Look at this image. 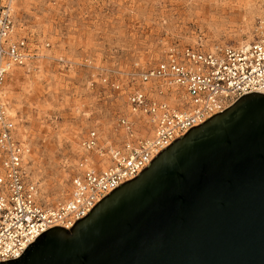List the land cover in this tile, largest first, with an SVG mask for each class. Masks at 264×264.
Masks as SVG:
<instances>
[{
	"label": "rangeland",
	"instance_id": "1",
	"mask_svg": "<svg viewBox=\"0 0 264 264\" xmlns=\"http://www.w3.org/2000/svg\"><path fill=\"white\" fill-rule=\"evenodd\" d=\"M15 10L39 56L6 91L47 206L69 197L91 129L106 125L114 146L123 143L119 119L139 68L170 48L243 44L264 31V0H18Z\"/></svg>",
	"mask_w": 264,
	"mask_h": 264
},
{
	"label": "water",
	"instance_id": "2",
	"mask_svg": "<svg viewBox=\"0 0 264 264\" xmlns=\"http://www.w3.org/2000/svg\"><path fill=\"white\" fill-rule=\"evenodd\" d=\"M0 264H264V94L191 127L70 229Z\"/></svg>",
	"mask_w": 264,
	"mask_h": 264
},
{
	"label": "built area",
	"instance_id": "3",
	"mask_svg": "<svg viewBox=\"0 0 264 264\" xmlns=\"http://www.w3.org/2000/svg\"><path fill=\"white\" fill-rule=\"evenodd\" d=\"M17 1L0 0V262L20 257L50 228L70 229L191 127L222 113L245 94H264V31L243 44L170 49L154 66L139 68V84H128L127 104L132 113L147 117L152 135L135 136L133 121L120 118L119 125L127 129L129 137L107 150L110 162L102 167V159L97 157L103 155L97 152L98 131L91 129L81 141L83 153L69 197L47 206L28 168L30 148L18 135L6 91L14 73L19 68L29 71L32 58L38 56L34 41L19 31Z\"/></svg>",
	"mask_w": 264,
	"mask_h": 264
},
{
	"label": "bare ground",
	"instance_id": "4",
	"mask_svg": "<svg viewBox=\"0 0 264 264\" xmlns=\"http://www.w3.org/2000/svg\"><path fill=\"white\" fill-rule=\"evenodd\" d=\"M173 47V46H172ZM170 48V47H169ZM170 49H172V48H170ZM168 50V49H167ZM167 52V51H166ZM39 56V55H38ZM30 65H32L31 63L29 64V66ZM24 68H19L18 69V71L16 72V73H18V72H22V70H23ZM36 71V70H35ZM138 72H139V70H138ZM15 74V73H14ZM14 76V75H13ZM139 82H140V80L138 81V83L137 84H139ZM150 85V83H148V84H146V87L148 88V86ZM152 94L153 95H156V96H159L158 94H157V92H152ZM118 100V99H117ZM171 103L173 102V97H171L170 99H168ZM119 101V100H118ZM121 102V101H120ZM120 102H118V103H120ZM123 102V101H122ZM120 104H122V103H120ZM11 105V104H10ZM126 112L125 113H127L126 115V117L130 120V121H133V123H134V135L135 136H138V137H140V136H147V135H152V133H151V131L149 130V127H148V124H147V117L146 116H139V114H137V113H132V111H131V109H130V107L129 106H127V108H126ZM10 114H11V109H10ZM92 114V113H91ZM90 115V114H89ZM11 116H12V114H11ZM99 122V121H98ZM97 122V123H98ZM96 123V124H97ZM102 123V122H101ZM92 125H94V124H92ZM87 126V125H86ZM122 127V126H121ZM83 128H84V126H83ZM97 129V128H96ZM109 127H107L106 125H104L103 127H99L98 128V130H99V132H98V135H99V143H98V145H99V148H98V150H97V152H101L103 155H102V157H101V155H97V157L98 158H101L102 159V161H101V166L102 167H105L109 162H110V160H109V157H108V153L107 152H104L102 149L103 148H113L114 147V142L111 140V139H109V135H108V133H109ZM111 132V131H110ZM113 133H114V131H113ZM122 134L121 135H123L124 137H125V139H127L128 137H129V134H128V131H127V129H125L124 127H122V132H121ZM117 140V139H116ZM119 140V139H118ZM101 144V145H100ZM81 146V145H80ZM119 146V145H118ZM81 148H82V146H81ZM82 150H83V148H82ZM30 153H31V149H29V153L27 154V160H28V157H29V155H30ZM29 162V161H28ZM38 183V182H37ZM40 189V188H39Z\"/></svg>",
	"mask_w": 264,
	"mask_h": 264
}]
</instances>
